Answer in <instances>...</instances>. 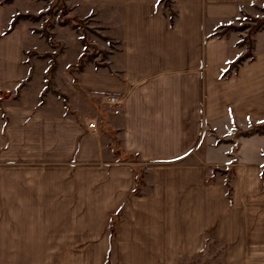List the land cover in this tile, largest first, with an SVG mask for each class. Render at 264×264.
<instances>
[{"label": "crops", "instance_id": "obj_1", "mask_svg": "<svg viewBox=\"0 0 264 264\" xmlns=\"http://www.w3.org/2000/svg\"><path fill=\"white\" fill-rule=\"evenodd\" d=\"M170 1L84 0L121 11V50L70 111L11 101L26 38L0 8V264H264V64L227 73L211 35L264 0Z\"/></svg>", "mask_w": 264, "mask_h": 264}, {"label": "rangeland", "instance_id": "obj_2", "mask_svg": "<svg viewBox=\"0 0 264 264\" xmlns=\"http://www.w3.org/2000/svg\"><path fill=\"white\" fill-rule=\"evenodd\" d=\"M171 3L160 0V8L173 12ZM0 8L7 16V30L20 28L26 38V78L15 93L17 98L14 99V94L11 101L38 104L55 111L61 103L67 108L70 98L76 97L78 104H83L80 97L82 72L87 67L97 71L108 67V62L121 50L120 10L86 8L84 0H0ZM243 10L235 22L220 25L211 34L227 37L243 54L232 63V73L241 58L244 64L256 60L264 64V3L244 6ZM260 129L264 130V126ZM107 133L111 137L110 132ZM197 153H201V148ZM138 171L144 174L141 167ZM219 257L217 255L214 261L182 264H223Z\"/></svg>", "mask_w": 264, "mask_h": 264}, {"label": "trees", "instance_id": "obj_3", "mask_svg": "<svg viewBox=\"0 0 264 264\" xmlns=\"http://www.w3.org/2000/svg\"><path fill=\"white\" fill-rule=\"evenodd\" d=\"M24 17H29V16H24ZM172 24H173V20H172ZM15 28H16V27H10V29H8V30L6 31V33H7V34L11 33ZM243 61H244V60L241 58V59L239 60V62H238V65H241V63H244ZM237 69H238V68L235 67V70H237ZM227 73H230V70H228ZM110 135H111L113 141L115 142V151H116L117 153H120V150H119V148H118V140H117V137H116V132H115V131H110ZM113 235H114V230H113V228H112V237H113Z\"/></svg>", "mask_w": 264, "mask_h": 264}, {"label": "built area", "instance_id": "obj_4", "mask_svg": "<svg viewBox=\"0 0 264 264\" xmlns=\"http://www.w3.org/2000/svg\"><path fill=\"white\" fill-rule=\"evenodd\" d=\"M108 100L113 105H119L121 103L120 99L117 97H111V98H108ZM92 128H95V126L92 125Z\"/></svg>", "mask_w": 264, "mask_h": 264}]
</instances>
